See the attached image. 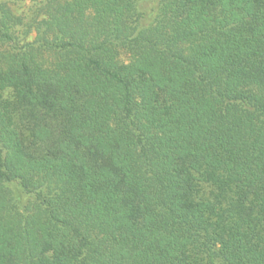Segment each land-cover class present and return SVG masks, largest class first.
I'll return each mask as SVG.
<instances>
[{
	"label": "trees",
	"instance_id": "1",
	"mask_svg": "<svg viewBox=\"0 0 264 264\" xmlns=\"http://www.w3.org/2000/svg\"><path fill=\"white\" fill-rule=\"evenodd\" d=\"M42 1L23 44L0 3V264H264V0Z\"/></svg>",
	"mask_w": 264,
	"mask_h": 264
},
{
	"label": "rangeland",
	"instance_id": "2",
	"mask_svg": "<svg viewBox=\"0 0 264 264\" xmlns=\"http://www.w3.org/2000/svg\"><path fill=\"white\" fill-rule=\"evenodd\" d=\"M2 1L8 2L13 12L21 17L22 24L18 28V43L35 41L38 36L37 24L47 19V14L43 8L45 2L42 0H0V3ZM49 39L53 40L54 37L50 36ZM7 187L16 198H20L21 208L34 201L33 195L25 193L18 185L7 184Z\"/></svg>",
	"mask_w": 264,
	"mask_h": 264
}]
</instances>
